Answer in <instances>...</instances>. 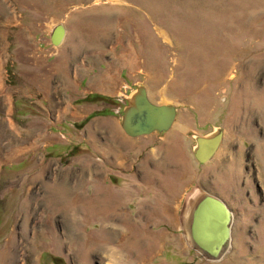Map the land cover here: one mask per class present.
Segmentation results:
<instances>
[{"label":"rangeland","instance_id":"rangeland-1","mask_svg":"<svg viewBox=\"0 0 264 264\" xmlns=\"http://www.w3.org/2000/svg\"><path fill=\"white\" fill-rule=\"evenodd\" d=\"M63 20L70 38L57 53L50 33ZM82 28L94 38L88 47L131 41L150 101L175 105L176 121L196 132L179 140L182 127L173 125L132 139L122 128L117 139L112 125H92L124 99L69 90L63 71L80 53ZM105 58L90 51L97 64ZM232 121L233 129L220 126ZM204 125L225 131L213 166L193 153ZM166 147L178 152L166 156ZM222 154L227 163L241 157L262 184L264 0H0V264H264L262 214L246 219V200L215 184L226 179L215 171ZM160 160L188 174L179 229L165 220L175 197L139 180ZM208 191L233 213L218 259L202 255L186 231L192 203Z\"/></svg>","mask_w":264,"mask_h":264},{"label":"crops","instance_id":"crops-1","mask_svg":"<svg viewBox=\"0 0 264 264\" xmlns=\"http://www.w3.org/2000/svg\"><path fill=\"white\" fill-rule=\"evenodd\" d=\"M67 16H65L66 18ZM65 21V20H63ZM65 23V37L61 45L56 46L53 44V46H56L57 53L60 52V48H62V45H67L69 42L68 39L70 38V28L69 26ZM55 28V27H54ZM83 29V28H82ZM54 30V29H53ZM52 30V32H53ZM109 32V31H108ZM90 32L85 28L81 30V35L82 41L79 44V46H75L76 51H80L78 54L77 58H74L71 63L67 64V67L65 68L64 72V80H66V84L68 85L69 90L74 92L75 97H81V98H86L90 97L91 101L94 100L93 97L96 95H102L103 97H107L108 99L113 100L114 102L117 100L118 101H123L124 103L120 105L117 103L115 108L113 107H104L105 111L104 113H101L94 117H92V125H112V135L115 136L117 139H119L122 136V115H123V110L124 107L128 103V99L135 93L136 89L138 86H144L146 88V84L141 82V79L138 77V73L141 72V68H139L138 65V60L136 57L135 51H133L132 48V42L130 41L129 44L124 43L121 38H117V40H120L119 44L113 45V47H110L109 45H98V46H90L88 47L86 44L87 42H94V38L92 36V41L89 39V34ZM98 32H92L91 35H94ZM103 33V32H102ZM51 34V33H50ZM103 36V34H102ZM115 40V37H112ZM52 37H50V40ZM116 40V41H117ZM95 43V42H94ZM112 48V49H111ZM95 50H101L105 54V60H103L104 63H95V61H92L90 58V51H95ZM112 50V53L108 51ZM83 59V60H82ZM57 71V70H56ZM147 92L148 89L146 88ZM149 96V92H148ZM150 98V96H149ZM120 99V100H119ZM158 104V103H157ZM92 107L94 106L91 105ZM120 106V108H119ZM92 107L88 105L87 114H89L92 110ZM98 110L102 109L103 107H97ZM177 108V113L178 112ZM176 113V114H177ZM173 125H181V129L177 136H179V140L183 138V135L190 131L196 132L194 128H190L189 125H192L190 122L187 121H175ZM216 127V125H204L202 130L208 132L212 128ZM224 128L225 131H227V127H231V129L236 127V123L230 122L229 125H220ZM259 127H263V125H258ZM209 129V130H208ZM223 130V138L222 142L224 141V135L225 131ZM230 130V129H229ZM125 131V130H124ZM116 132V133H115ZM126 132V131H125ZM154 133H159V132H154ZM152 133V134H154ZM127 134V133H126ZM152 134L147 135H142L138 137H132L128 135V138H149ZM146 146V145H145ZM167 150H163V153H166V156L169 157H174L173 155H170L169 153L171 151L173 152H178V149H170L169 147H166ZM149 146H146L144 153H148ZM182 149V148H181ZM153 154H155V151H152ZM151 153V154H152ZM168 153V155H167ZM147 162L150 159L151 156H147ZM220 161H216L217 163L214 164H221L219 168L217 167L215 171L220 169L221 171L218 173L225 174L224 177H226L225 182H220L217 181V176L214 177L215 184L220 186L219 188H224L225 185V191L221 192V194H224V197L227 196H232L233 194L236 195L237 197L240 196L242 199L241 201L246 200V211L247 213H251L250 215H247L246 219H254L256 216V212L259 214H262V217L259 218L263 223H264V180H262V184L260 183L259 180V175L257 174V182L254 181L255 183V188H254V183L253 187H249V182L252 181V177L249 178V172L248 168H246V162L242 160L241 157H235L234 160H231L230 162H222V159H224L223 154L219 157ZM158 160V159H156ZM213 160H210V166L213 164ZM166 161V160H165ZM145 162V163H147ZM168 164L163 166L164 161L160 160L158 162V166L153 167L152 165L149 168H144V176L140 177L139 180L140 182L144 185L143 187L145 189H156L159 188L161 190H164V194L169 195L171 197H175L174 203V215H171V219L169 220V217L167 216L165 220L168 221H173V226H175L177 229H179L180 224L178 223V220L180 217H178V211L182 205L184 191L181 192L179 191L180 189L185 190L186 186V178L188 177V174L186 172L180 171V169L176 167L169 166ZM180 163H184V161H181ZM226 168H222L225 164ZM185 164V163H184ZM161 165V166H159ZM213 166V165H212ZM173 168V169H172ZM243 168H245V172L243 171ZM172 169V170H171ZM222 169H225L224 172H222ZM219 171V170H218ZM137 173V172H136ZM217 173V175H218ZM253 174V173H252ZM250 174V175H252ZM137 176V175H136ZM212 181L213 179H209ZM220 182V183H217ZM253 182V181H252ZM138 186L141 187L139 184ZM257 187V188H256ZM139 188V189H140ZM142 190V189H140ZM237 190V192H235ZM221 194H217L221 196ZM226 199V198H225ZM227 200V199H226ZM256 204L258 205V208L255 209L252 205L253 202L256 201ZM249 205L251 206L249 208ZM260 205V206H259ZM167 215V214H166ZM182 215V214H181ZM150 224L149 226H151ZM168 225V224H167ZM166 224L159 223L157 226H167Z\"/></svg>","mask_w":264,"mask_h":264},{"label":"water","instance_id":"water-1","mask_svg":"<svg viewBox=\"0 0 264 264\" xmlns=\"http://www.w3.org/2000/svg\"><path fill=\"white\" fill-rule=\"evenodd\" d=\"M62 24L51 32L52 42L60 45L65 37ZM122 115V127L132 137L163 133L172 128L177 118V108L173 104H157L148 96L144 86H138L128 99ZM196 143L193 153L202 163L212 159L223 138V128L215 127L203 135H194ZM186 231L194 248L206 257L218 259L230 243L233 213L220 197L205 192L195 198L188 213Z\"/></svg>","mask_w":264,"mask_h":264},{"label":"trees","instance_id":"trees-1","mask_svg":"<svg viewBox=\"0 0 264 264\" xmlns=\"http://www.w3.org/2000/svg\"><path fill=\"white\" fill-rule=\"evenodd\" d=\"M96 96H98V95H96ZM99 97V96H98ZM97 98V97H96ZM99 99H104V100H108V98L107 97H101V98H99ZM110 100V99H109Z\"/></svg>","mask_w":264,"mask_h":264},{"label":"flooded vegetation","instance_id":"flooded-vegetation-1","mask_svg":"<svg viewBox=\"0 0 264 264\" xmlns=\"http://www.w3.org/2000/svg\"><path fill=\"white\" fill-rule=\"evenodd\" d=\"M254 181V180H253ZM256 182V181H255ZM233 224V223H232ZM202 255H204V253H202Z\"/></svg>","mask_w":264,"mask_h":264},{"label":"bare ground","instance_id":"bare-ground-1","mask_svg":"<svg viewBox=\"0 0 264 264\" xmlns=\"http://www.w3.org/2000/svg\"><path fill=\"white\" fill-rule=\"evenodd\" d=\"M57 188V187H56Z\"/></svg>","mask_w":264,"mask_h":264}]
</instances>
